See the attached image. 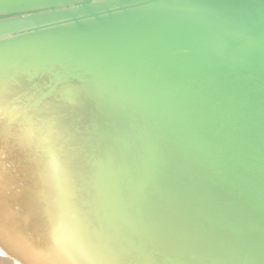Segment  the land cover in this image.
Returning <instances> with one entry per match:
<instances>
[{
    "label": "water",
    "instance_id": "1",
    "mask_svg": "<svg viewBox=\"0 0 264 264\" xmlns=\"http://www.w3.org/2000/svg\"><path fill=\"white\" fill-rule=\"evenodd\" d=\"M1 111L65 226L0 260L264 264V0H0Z\"/></svg>",
    "mask_w": 264,
    "mask_h": 264
},
{
    "label": "bare ground",
    "instance_id": "2",
    "mask_svg": "<svg viewBox=\"0 0 264 264\" xmlns=\"http://www.w3.org/2000/svg\"><path fill=\"white\" fill-rule=\"evenodd\" d=\"M0 116V128L8 126V133L15 137V141L4 140V144H2V148L6 146V143L11 144L13 149L10 150L6 146L10 151H3L5 160L2 163L4 172L2 180L5 182L0 184V230L2 231L0 233V251L2 254L8 253L3 246V243L7 242V238L5 239L3 235H6L9 240L16 241L18 246L24 247L26 251L33 252V249L29 247L31 245L38 248L43 255L49 249L45 248L40 240L46 239L52 246H57L63 235V230L61 233L59 228L65 226L64 218L61 217L57 205L63 195L52 188L57 185L56 181L61 179L62 167L51 164L49 147L40 146L43 148L42 150L45 149L44 154L36 150L31 151L34 145L29 138L26 139L30 134L26 127L20 126V124L9 127V124L12 123L7 124L2 119L7 116L13 120L14 117L2 111ZM4 132L6 131H2L1 134ZM12 136H8V138H12ZM37 148L39 147L37 146ZM63 148L62 146L61 149ZM64 238H67L66 234H64ZM69 240L72 242L71 237ZM68 242L66 241V244L73 249V245ZM8 262H10L8 259L0 260V264H9ZM79 262L81 261L74 259L70 264H80Z\"/></svg>",
    "mask_w": 264,
    "mask_h": 264
},
{
    "label": "rangeland",
    "instance_id": "3",
    "mask_svg": "<svg viewBox=\"0 0 264 264\" xmlns=\"http://www.w3.org/2000/svg\"><path fill=\"white\" fill-rule=\"evenodd\" d=\"M0 114H1V112H0ZM0 118H1V116H0ZM2 119L5 121V123L7 122V124L10 123V122L12 123V120H10V118H8L7 116H4ZM5 123H3V124H5ZM7 127L8 126H6L4 128H0V184L2 182H5V180H2V174L4 173L3 172L2 163L5 160V155L3 154V151H5V150L6 151H10L11 149H13L12 148L13 145H11V144L6 143V146H8V148H10V150H8V148H6V146H4V148H2V144H4V140H6V141L14 140L15 141V139H14L15 137L12 136L13 134L8 133L9 128H7ZM2 131H6V132L1 134ZM4 136H6V138H4ZM8 136H12V138H8ZM62 146H64V145L62 144L61 147ZM9 159H11V158H9Z\"/></svg>",
    "mask_w": 264,
    "mask_h": 264
}]
</instances>
